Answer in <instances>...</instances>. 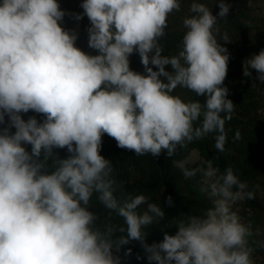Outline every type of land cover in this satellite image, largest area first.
<instances>
[{"label": "clouds", "instance_id": "9594fccd", "mask_svg": "<svg viewBox=\"0 0 264 264\" xmlns=\"http://www.w3.org/2000/svg\"><path fill=\"white\" fill-rule=\"evenodd\" d=\"M80 7L75 19L88 18V45L96 55L77 47L78 35L62 27L66 13L58 0H0V264H120L113 249L131 241L142 244L150 264H253L250 230L231 210L253 193L230 167L218 176L208 162L204 176L214 206L148 245L143 229L164 211L143 194L119 201L112 164L100 154L105 134L139 156L166 151L171 157L213 132L219 133L215 148L225 150L234 104L223 86L230 54L216 25L231 5L218 0L213 15L192 0L174 56L162 54L159 39L180 0H83ZM134 53L143 74L130 68ZM252 70L264 83V50L244 62L246 77ZM177 88L205 97L204 103L185 101L174 94ZM30 111L42 119L24 120ZM54 149L68 156L57 155L49 171ZM178 166L185 178L196 174ZM94 194L123 218L124 235L113 239V228L94 226Z\"/></svg>", "mask_w": 264, "mask_h": 264}, {"label": "trees", "instance_id": "16d2710c", "mask_svg": "<svg viewBox=\"0 0 264 264\" xmlns=\"http://www.w3.org/2000/svg\"><path fill=\"white\" fill-rule=\"evenodd\" d=\"M58 2L66 13L62 27L78 35L76 46L90 55L98 54L88 45L87 30L90 27L88 18L84 16L79 21L75 19V14L83 12L80 7L83 0H58ZM180 2V11H174L168 17L165 35L159 39L163 55H178L186 31L183 20L192 15L189 11L192 0H180ZM198 2L205 3L213 15L219 11L218 0H198ZM224 2L231 7L225 19L218 18L217 39L230 54L227 77L223 86L228 88L227 98L234 104L232 119L225 123L227 134L225 150L220 152L215 148V138L219 133L213 132L202 139L188 143L183 148L178 147L171 157L167 156L166 151H162L159 157H153L151 154L139 156L132 151L117 147L116 141L105 134L100 154L112 164L111 179L114 180V195L119 201L123 202L130 196L143 194L149 203H156L164 211L163 219L157 218L153 224L143 229L145 243L148 245L162 241L165 233L174 235L178 230L176 226L179 222L186 221L192 215H202L214 206L215 198L210 195L209 184L203 183L199 164H183L189 170L196 171V174L190 178H185L181 167L178 166L184 163L192 151L197 150L201 161L207 165L211 162L212 167L219 169L218 176L230 167L239 180L247 185L244 191L253 193V198L245 197L238 201L239 212L235 211V205H232L231 210L250 230L248 241L249 247L253 249L251 255L253 264H264V83L256 79L255 70H252V75L249 77L243 74L244 62L253 54L264 50V0H224ZM225 33L229 37L227 43L221 39ZM129 59L130 68L143 74L145 70L138 53L132 54ZM166 70L172 71L171 66H166ZM174 94L180 95L185 101L199 100L203 104L205 100V97H198L195 93L182 88H177ZM30 116H36L38 120L42 119L40 115L31 111L27 114L22 113L24 120ZM12 131L14 132L15 129ZM237 131L240 133L238 139ZM26 147L31 150L30 145ZM57 155L62 159L66 158L68 153L66 149H54V156L46 165L49 171L54 169ZM168 197L172 198L171 206L167 203ZM89 208L98 217L94 225L96 228L101 231L107 227L113 228V239L124 235L119 232L120 227H125L123 218L115 211L106 209L99 201L98 194L93 195ZM146 208V204L141 205L138 211L143 212ZM128 249H131L130 254H126ZM113 255L120 257V264H150L145 249L139 241H131L119 251L114 248Z\"/></svg>", "mask_w": 264, "mask_h": 264}, {"label": "rangeland", "instance_id": "374dc122", "mask_svg": "<svg viewBox=\"0 0 264 264\" xmlns=\"http://www.w3.org/2000/svg\"><path fill=\"white\" fill-rule=\"evenodd\" d=\"M194 163L199 164V168L203 176V183L210 184L211 181L207 177L204 176V172L208 169V165L205 164L203 161H201L199 152L197 150L192 151L189 154V156L185 159L184 163L182 164H194ZM233 205H235V211L239 212L240 208H239L238 201Z\"/></svg>", "mask_w": 264, "mask_h": 264}]
</instances>
